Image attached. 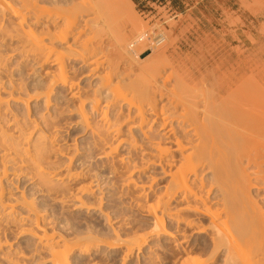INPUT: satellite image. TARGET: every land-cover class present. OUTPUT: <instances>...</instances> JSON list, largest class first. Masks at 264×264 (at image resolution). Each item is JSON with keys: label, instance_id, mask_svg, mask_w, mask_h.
<instances>
[{"label": "rangeland", "instance_id": "rangeland-1", "mask_svg": "<svg viewBox=\"0 0 264 264\" xmlns=\"http://www.w3.org/2000/svg\"><path fill=\"white\" fill-rule=\"evenodd\" d=\"M62 1L60 2L61 8L59 6L57 7V5H55L56 7L54 5L50 6L52 2H49L50 4L48 2H45V7H46V4H48L49 7L48 5L47 7L53 11L52 12L54 13L53 15L50 11L49 12L51 14H48V13L45 14L41 12L45 15L44 17H46L47 15L48 16L52 15V18L53 17L56 18L54 20H57L58 23L55 22V25L53 26L54 30L52 29L53 31L55 30L57 31L55 27L58 28V24L65 22L63 18L65 17L63 16L65 15L63 12L65 8H63L62 6L66 7L68 5L70 6L71 3L74 4L72 0H65V1L62 0ZM66 1L67 2L69 1L71 3L66 4L65 3ZM104 1L109 3L108 4L109 6L112 4L111 5L112 9H111L109 6H107V3H104L106 7L103 6V8L105 9L103 13L108 11L106 10L108 7H109L108 8L109 10L111 9V13L108 12L106 13V15L105 13L104 14L102 13V10L104 9L101 7ZM100 2H102L101 3L102 5L98 6L94 10H91V11L88 10L89 14H87L95 18L94 16L95 14L93 12H97L96 17L98 15L99 17H97L98 20L96 21L98 23L97 25H100V28H97L98 27L97 25H95L94 27L93 24H96L95 23L96 21L94 23L91 22V20L93 21V19L91 18H89V24L85 25L86 23L85 24L82 23L84 22L83 20H85L84 17L86 16L85 15L86 13L82 14L80 12L82 14L81 15L77 12L79 16L81 17L84 16V17H82L83 19H81L76 14L77 17L75 18L77 19L79 18L78 20L80 21L81 19V21L80 22L77 21L75 23L77 25L79 22L78 26L80 24L81 25L84 24L83 25L84 27L87 26L85 27L87 29H85L83 33H85L87 30L86 33L88 35L85 33L84 36L82 37L83 35L82 34L80 35L82 37V38L80 37L81 40L79 39L78 42L76 41L72 42L73 38L75 37L74 33L76 32L78 34L80 31L79 30L81 26L80 25L78 27L79 29H77L79 31L76 30L73 33V35L67 37L69 41L64 40V42H62L63 40L62 41L55 40L56 42L54 43L55 47L57 48V51L59 50L58 54H60V50H61L60 55L62 59H65L64 60L65 66L67 65L68 67V68L66 67V69L68 73L70 71V74L67 73L68 77L70 76L69 79L73 80V82L77 84L75 85L76 88L74 87V90L78 89L77 86L80 88L79 96H77L78 98L71 97V95H69L70 89L67 87H63L60 85V83H58L54 86L53 88L54 91L52 90L53 92H51L50 94L49 103H47L48 98L46 95H44L45 93L43 92L48 90V87L50 84L49 80L51 81L53 79V75L51 77L50 75L55 70L57 71L58 64L51 62V65L45 64V66L41 67L42 64L40 65L39 63L37 64V62L34 61L33 59H30L31 61L28 60L27 58H25L27 60H23V57L20 55V52L19 51L17 52V50L15 52L14 50L18 46H20V43H18V39L9 40L8 38L7 41L5 40V42L2 43L4 46L0 43L1 44L0 45V56L3 55L2 57L4 59V61L1 59L4 62V64L2 62L1 64L2 67L0 66L1 68L0 69V87H1L0 93L3 97V100L5 101V102L3 101L4 103L1 105V109H0L1 110L0 111V124H2L3 125L2 127H5L9 133L16 134L17 133L16 131L18 130L16 126H17V123H19L22 126L23 130L27 132L26 134H28V137L30 135L32 142L35 140V137L37 138L38 135H41L42 137L47 138L50 142L49 144L50 146L48 148V150L50 151L49 153H47L48 155L46 157L47 167L49 168V170L57 169L58 171H63L64 173H66L65 177L62 180H60V182L55 180L54 178H51V182L47 185H44L40 181V177L38 178V176L34 174L35 168L34 169L32 168L33 169L32 170L30 166L27 164L21 165V166L19 165L13 166V164L11 163V165L10 164L8 165L9 166L8 175L7 177H5L3 181L4 186H5V197L7 200H10V199L15 200L13 201V204L15 202H18L17 199H19V202L16 203L18 205L17 206L15 205V211L16 209L18 211L17 215L16 214L15 215L18 218H21L23 216L27 217V215L29 214H30L29 215L30 217L31 216L33 217V214L35 213V212L33 213V211L31 213L29 212L30 211L29 206H28L29 204L28 205L25 204L26 207H24L23 204L25 203V201L22 199V196H24L27 202L33 204L35 208L34 210L35 211L38 210V212H40V214H42L46 218V221H47L46 225L49 226L48 229H50L51 232L54 227L55 228L54 232L56 231L58 232V234H61V235H64V234L66 236L69 235L68 236L69 238H72V237L74 238L80 235L83 236L84 234L93 235L97 238L94 241L98 242L97 244L100 245V247L95 248L91 253L85 254V253H80L79 251L70 253L68 264H181V260H183L182 259L183 257H180L181 255H179L180 253L178 252H182L181 251L183 250L182 248L187 246V244L189 245L190 243H191L190 244L191 246H193L192 243L193 244L195 243L196 245L194 246H197L194 248L192 252L194 256L196 257L200 256L207 260H209L208 256H211L210 258H212V260L211 261L209 260L210 263L208 264H224L223 262L225 259L224 249H220L217 252L215 251L213 252L212 247H210L211 246L210 238L208 237L206 233L201 234V236L197 234L195 235L194 233H192L193 230L190 228L184 231L183 230L184 228L182 225L179 227V229L181 230H180V233L179 232L177 233L178 235H176L175 239L170 240L166 238L165 236H158L155 234L153 235V237L149 238L141 248L135 246L134 251L129 253L131 255H128V256L125 255V253L127 254L126 246L119 245L120 247L119 246L111 247L108 245L110 242H116L115 240L116 233H118L120 238H123V240L127 238L129 239L131 237H135V235L136 236H139V235L149 236V234L154 228L153 217L152 215H149L147 210L145 211L146 208L145 207L143 208L142 204L146 205V204H151V203L156 202L158 196L164 192L169 177L164 176L160 168H155V167L149 168V171L147 170L144 173H139L137 170L136 172H134L133 165L138 164V163L141 165V163L144 160H147V158L146 156L144 158L143 151H141L140 148L138 149L130 148L127 140L123 141L122 144H119V140H121L120 137H117V139H112V137H109L108 139L109 142L112 139L113 141H111L110 143L113 144L114 146L118 143L119 148L116 146L118 149L115 150V152L109 157V159H106L107 157L104 154L105 153L104 148L107 150L108 146L107 144L103 145L102 147L104 146L105 147L102 149V147L98 145L100 143L97 140V136L93 134V131H92L93 127L94 128L97 126L100 127V124L102 123L101 121L102 118L100 117L102 115L100 114V110L96 112L97 110L94 109V107H92V100L96 96H101L99 94H102V96L99 97V99L101 100L100 106L103 107V108L101 107L102 109L105 108V105H106L105 100L107 98L105 96L109 95V92H108L109 88L108 89L106 88L107 90L105 88H103L104 90L102 89L101 82L104 81L103 80L105 78L104 76H106L107 79L109 78V80H111L112 83L114 82L113 84L115 83L118 84L119 80L121 79L122 81H120L119 86H122L120 87L122 89L119 88L118 93L119 94L121 93V95L125 93L124 96H131L132 94L130 93L131 91H129V88L127 87V83H129L130 80L137 81L139 80V77H140L141 81L139 80V82H141L142 84V80L146 79V78L143 79L145 77V76L143 77L144 74L146 75L147 78L149 77L150 80L157 78L159 79V81H161L162 78H163L162 80H164L166 77V79L168 78L166 87L169 88L171 86V88H173L176 83L175 81L177 79H180L179 76L182 72V69L179 68L180 63H184L182 66L183 69L186 68L184 67V65L189 67V70H190L189 73H192V71L194 72L195 75H192L193 73L190 75L192 76L193 79H196V81L198 80L199 83L204 81L205 79L203 77L204 80H202L201 76L199 78L196 75H202V73L203 75L205 74V76L207 77V80L208 79L210 80L211 78H213L212 73H211L212 65H215V67L217 65V64H214V63H217V62H214V60L217 61L216 58H219L218 57L219 55H217L218 53L216 52L217 53L216 54L214 52L218 51L221 54L222 52L226 50V49L224 50L226 46L225 38L227 37L228 31H231L233 35L232 36L233 37V48L235 51L234 52L235 58L233 59L236 60V62L234 61L232 63L233 65L234 63H236V69L233 66L232 67L237 72V74H234L233 73L234 71H231L230 74L242 76L241 79L243 78L249 79V82H250L249 95L254 97L256 102H258L260 97L264 95V47H258V48L252 49L251 45H249V30L248 32L245 31L246 29H248L246 25L247 23L246 20L249 21V19L241 18L239 17L237 13V10L239 8L249 9V1L247 2V1H238V0H127V1L126 0H103V1L102 0H81V4H79V1L76 0V4L78 5L76 4L75 5L82 7V10H83V8L88 7L91 3L98 5L100 4ZM53 3H56V2L54 1ZM39 4L40 5L44 4V2H40ZM100 7L102 10L99 11ZM114 7L117 8L118 10L117 9L115 10ZM48 8L47 10H49ZM62 8L63 10L61 11ZM119 9H124L128 12L126 13L125 11L124 14L118 13L119 15H117L116 14L117 12L115 13V11L120 12ZM60 11L61 13L63 12L62 13L63 15H61L63 17L59 16L58 18L57 15H60L58 14V12ZM64 11H66V9ZM109 13L110 15H113L112 13H114L113 16H109L110 18L114 17L116 14L117 17L118 16L120 17L119 18L120 20L117 19V17H115V19L111 18L116 23V24L115 23L111 24V20L107 21L109 20L108 18ZM73 14L75 15V12L71 14V17H73L72 16ZM123 15H126V16H123ZM68 16H70V14ZM105 16H107V18H105ZM127 17L128 19H126ZM67 18H65V20ZM75 18L73 19L76 21ZM100 18H101V21L99 20ZM58 19L59 20L61 19V20L58 21ZM116 19L119 20V22L115 21ZM62 20L63 22H61ZM132 20L134 23L140 22L141 25L137 23L134 24ZM43 21H45V18L42 20V22ZM70 21H73V20H70ZM44 23L45 22H43V24L41 25L39 24L38 26L35 25L32 28L34 29V32L37 34V36L39 32L41 33L42 26L43 27L45 26ZM75 23L73 22V24ZM66 24H64L63 26L61 24L60 28L61 26L65 28L64 26ZM101 24L102 25L104 24V25L102 26ZM71 25L72 24H70V26ZM76 25L74 26L72 25L73 26L72 29H74ZM89 25H93V26L89 27ZM84 27H82V31ZM110 28L113 29V32ZM137 29L139 30L137 31ZM93 30L97 31L98 35L101 33L99 36L97 35L98 39L95 37L96 33H94ZM98 30L99 31L102 30L105 32H101V31L98 32ZM61 31L62 30L60 29V32ZM88 31L90 32V34L88 33ZM28 32H31V31L28 30ZM57 32L60 33L59 30ZM57 32H54V33H57ZM123 32H125L126 35ZM58 33H57V36H60ZM93 33L96 39L92 37L91 34ZM118 33L119 35L124 34V36L130 37L129 39L128 37H126L125 39L126 40L128 39V41L126 42L124 41L125 42L124 46L126 47V51L123 47L120 48L121 46H123V42H121V35L119 36ZM146 33H149L151 37H155L158 33H162L161 39L163 41L161 43H155V41H151L152 38L149 39L148 37H146L144 40H142V42L139 43L138 39L140 38V36H143V34H146ZM29 34L35 37L33 33H29ZM61 34L63 33L61 32ZM89 35L91 36V39L93 38L92 39L93 42L92 40L90 41L89 38H88V41L92 42V44L94 45L103 46L101 49H99L101 51L95 50L93 51V53H91L92 50H88V51L84 50V49H88V48H85L84 44L87 42V38L85 36L88 37ZM101 35H102V38H100ZM115 35L120 38L119 39L118 37L116 38ZM112 38L114 40H112ZM116 39L120 40V42ZM29 40L31 41L32 39H29ZM29 40L27 42L28 44H30ZM46 40L47 41L49 40V36L46 37ZM169 41H171L172 43L173 41H175V45H173ZM79 42H82V43H79ZM102 42L103 44H101ZM167 43H169V45ZM70 44L75 47L77 46V48L73 46L71 47V48H75V49H72L75 52L74 51L71 52L69 49L66 50L67 48L70 47ZM80 44L84 45V47L82 46L81 48ZM113 45L115 46L113 47ZM219 45L221 46V48L224 47L222 49L224 51H219L221 50V48H219L218 50ZM109 46L110 48H108ZM90 47H91V44H90ZM174 47L177 48V51L179 52V56L175 53V50H173L175 49ZM62 49L63 50L65 49V50L63 51ZM163 49H165V51L169 50V53L171 52V55L172 57H174V60H178V62L174 63L175 61H173V59H171L170 61L169 57H167V60L165 59V62H163L164 61L163 59L166 58V56L168 55L166 52V56L164 58L161 56L162 53L163 54L165 53ZM12 50L14 51L12 52ZM76 51L79 52V55L76 53ZM128 51L132 53L129 54ZM63 53L64 55H66L65 57L64 55H62ZM224 53L227 54L226 52ZM230 53L231 52L229 51L228 55ZM214 54L217 56H215ZM223 54L222 56L220 55L221 58L223 57ZM213 55L215 58L212 57ZM234 55L232 56L234 57ZM19 56H21L22 59ZM79 56H81L80 57L81 59H79ZM97 56H99V58H96ZM226 56L224 57L226 58ZM153 59H154V62L151 63ZM155 59L157 61H155ZM223 59L222 60L220 59V60L223 61ZM230 59L233 60L232 57H230ZM129 60H130V63H129ZM220 60H218V63L220 62ZM228 60H229V57H228ZM231 60L229 61L231 62ZM159 61L165 64L167 63L166 66L165 64L162 65L161 62H160L161 63L160 65ZM95 62H97L96 65H95ZM139 62L142 64L146 63V65H143L145 69H142L143 67L141 68L142 65L138 66ZM147 62H150V66L148 67H147ZM198 63L199 64L202 63L201 65H203L204 67L203 69L201 68L203 70L201 74L199 73L197 74V72L194 71V67L199 68ZM155 64L162 66L160 67V69L162 70L160 69L158 70L159 66L154 67L156 66ZM208 64H209V67L207 69L211 73L210 75V73L208 72V75H210L209 78L207 75V70L205 69ZM230 64H228V66ZM130 65L132 66L130 67ZM218 65L220 66V63ZM108 66H110L111 68ZM126 66L128 68H126ZM96 67L97 69H95ZM222 67L220 66V68ZM224 67L226 66L224 65ZM147 68L148 70L149 68H156V69L155 71H152V70L148 71L146 70ZM47 69L49 70L47 71ZM128 69H130V71H128ZM196 70L198 71L200 69H196ZM50 71H53V72L51 73ZM90 71H92L94 74L92 75ZM118 71H120L121 74H119ZM127 71L129 74L127 73ZM141 71H143V73ZM218 71L217 72L215 71V72L218 73ZM46 72L47 73L50 72L49 73L50 75L47 74ZM107 72H110L109 74L111 75L108 76L109 74ZM122 72L124 73V75L125 74L126 75L122 76ZM148 72L152 74L150 75ZM223 72H222V77H221L222 79L224 77L223 75H225V73L223 74ZM117 73L119 74V76H122L123 79L119 77ZM189 73L187 72L186 75ZM216 73L213 74L214 78L216 77L215 80L217 79V75L215 76ZM219 73L221 74V72ZM103 74L104 76L102 78ZM138 74H141V76L139 75V77L137 78ZM183 74L184 72L182 73V75ZM231 75H228V76H231ZM184 76L185 74L183 75V77ZM169 78H170V81H169ZM225 78L227 79L228 77H225ZM238 79H240V77ZM150 80H148V82ZM211 80H214V79H211ZM10 82L11 84L15 82L14 83L15 85L17 83L16 86L18 87L20 85V87L19 88L16 87V89L17 88L21 89L20 91H21V94L23 93L22 94L23 98L25 97V99L27 100L29 99L28 100L29 102L26 103L18 99L15 100V98L14 99L12 98L15 96H10L9 91L14 85V84L11 85ZM144 83L145 81H143V84ZM161 84H162V81H161ZM99 88L101 89L102 92L99 90ZM198 88L199 86L196 89ZM201 88L203 89V87ZM202 89L196 90V91L197 92L199 91L198 93H200L204 91ZM211 89L212 90L206 89L208 91L206 90L205 91L209 93V91L214 90L213 87H211ZM17 90H15L16 92L14 95H16L17 92H20L19 90L18 91ZM41 93L44 96H42ZM16 96L18 97V95ZM81 100L85 101L84 108L86 109V112H87L86 114H88L87 116L89 119V123L92 125V126L90 125V127H88L86 123L83 122L84 120H82V117L80 116V110L78 106L80 105ZM253 101L254 100L249 97V105L252 108V109L249 108L251 109L249 111L250 113L251 112L254 113L253 111H255L253 116H256L255 114L260 109V106L256 105L255 103H252ZM123 103L124 102H122L121 104L124 106V108H126V106ZM108 111L109 113L107 112L108 113L107 117L109 118L111 117L112 119L115 113L112 109H109ZM251 118H254V117H250L249 119ZM125 127L123 125L122 130H124L125 132H122L123 136L121 137L124 138L126 136L127 137L129 136L130 138H132V136H130L132 134H130L131 132L129 131V128L127 127L128 129L127 128L125 129ZM132 131L133 132L136 131L135 132L136 134L133 132L132 133L135 135V137H137V139L139 138V142L142 143L137 127L133 128ZM262 140H264V138ZM97 141L98 143H96ZM129 142H130V139H129ZM261 147L262 146L258 148V151L261 150L260 152H263L262 151L263 148ZM107 151H109V149ZM119 158H122L124 160H121V159L119 160ZM122 161H124V163L126 162L127 164L128 162L130 163L129 164L131 166L130 170L128 168L127 169L131 171V173H129V171L126 172V167L124 166L126 165V163L123 164ZM204 170L205 171L202 172V176L205 177V179H207L208 181H210L211 176H212V171H209L208 169L206 170V168ZM71 173L72 174L82 173V174H79L80 175L79 177L69 178L70 176L68 174H71ZM126 174L127 175L131 174L132 178L136 179V181L140 185L142 184L145 185L146 187L145 189H147L145 191V194L146 193L147 194L144 196L145 198L144 197L142 198V201L141 200L139 201L138 199L139 193L136 192V189L134 190V188L127 187L126 185L127 175ZM52 185H55L54 187L56 188H53V187H52L53 189L49 188ZM85 185L92 187L90 192L81 190V188L83 189ZM47 189H50L51 191H48ZM79 190L81 193L79 192ZM214 190L215 189H213L209 194V197L212 199L213 203L217 200V196L219 194L216 192V190L215 191ZM263 193L264 191H261L262 195ZM254 194L256 195V192ZM261 194L259 198L256 197L257 200H259L260 202H261ZM81 198L87 205H83V207L79 206L80 205L79 200ZM137 201L140 202L141 205H138ZM3 218H4V222H3ZM3 218L0 217V220H2L0 221V226H1L0 230L1 231L3 230L2 232H0V236L3 237V238L0 237V240L3 242V244L5 243L4 244L5 246L3 245V249L2 247L0 248V256L3 257V255L5 256V255L12 254V253H13V255H11L12 257L14 256L17 257L18 255L19 257L21 256L20 258L22 259V261L18 260V262L19 261L21 262L15 263V264H52L53 263V259L50 255V252L45 248L42 249V247L39 246L40 244L38 245L36 238L31 233L21 230L22 226H27V227L30 226L29 224H31V222L30 223L28 222L30 221L29 219H26L25 220L26 222H23V225H20V224H17L18 222H10L8 220L5 221L6 218L4 216ZM201 221H203L204 224L206 223V220L204 221V219H201ZM2 223L3 225L7 227H4ZM166 225H167L166 226L167 230L171 232H175L176 228H178L176 226L177 224L174 221L169 220L168 218L166 219ZM179 242L180 243L182 242V243L180 244ZM208 243H210L209 246H207ZM9 251L10 253H8ZM4 252H7V253L4 254ZM14 252H17V253L14 255ZM3 259L0 260V264H14V263L9 262L6 259L5 260Z\"/></svg>", "mask_w": 264, "mask_h": 264}, {"label": "bare ground", "instance_id": "bare-ground-1", "mask_svg": "<svg viewBox=\"0 0 264 264\" xmlns=\"http://www.w3.org/2000/svg\"><path fill=\"white\" fill-rule=\"evenodd\" d=\"M54 1L56 3H53ZM54 1L52 0H0V43L2 44L3 42H5V40L7 41L8 38L9 40L18 39V43H20V46L18 47L16 46L17 48L15 47L16 49L14 50L15 52L16 50L17 52L18 51L20 52V55L23 57V60L33 59L34 61L37 62V64L38 63L39 65L42 64L41 67L45 66V64L51 65V62L58 64L57 71L56 70L54 72L50 71L51 73L53 72L51 75L49 74L50 72L48 73L46 72L47 74L50 75V77L53 75V79L51 81L49 80L50 84H49L48 90L43 92L45 93L44 95H46L48 98L47 103H49V97H50L51 92L54 91L53 90L54 86L58 83H60L61 86L67 87L70 89L69 95H71V97L76 98L77 96H79V93H80L79 91L80 88L78 86H77L78 89L74 90V87L77 84L73 82V80L69 79L70 76L68 77V74H70V71L68 73L66 69L67 65L65 66V62H64L65 59H62L60 55L61 50H60V54H58L59 50L57 51V48L54 45V43L56 42L55 40H60V41L63 40L62 42H64V40H68L67 38L68 36L73 35V33L77 29H79L78 27L81 24L79 26L78 24L81 21V19H83L82 17H84V16L82 17L79 16V14L81 13L82 14L86 13L85 15L87 16V17L85 16L87 19L84 17L85 20H83L84 22L82 23L84 24L86 23L85 25L89 24V18L93 19V21L91 20V22L94 23L96 20H98L97 17H99V15L96 17L97 12H93L95 14L94 15L96 18L95 19L93 16L87 15L89 14L88 12L91 10H94L95 8H97L98 6L102 4H103L101 6L102 8L103 6L106 7L104 3H107L105 1L103 3L100 2V4L98 5L91 3L88 7H85L82 10V7L76 6L78 5L76 4V0L75 1L72 0L74 4H72L69 1L68 2L66 1L65 2L66 4L71 3L70 4L71 7L69 5L66 6L67 8L65 6H62L63 8L66 9V11H64L65 9L63 10V8L61 9V11L63 10L65 15H63L62 14L63 12L61 13L60 11L58 12V14L60 15H57V16L58 18L61 15L65 16V17L61 16L64 18V21H65L63 22L62 20L61 22H63L64 24L66 23L68 24L64 26L65 28L62 27L64 25L63 23L58 24V28L55 27V29H57V31L59 30V32H60V29L62 30L61 32L63 34H61V32L58 33L56 30L53 31L54 30L53 26L55 25V22L56 23L58 22L57 20H54L56 18L54 17L52 18V15L54 13H52L53 11L48 8L49 5L46 4V7L48 5L47 8L49 10H47V8L45 7V2H48V3L52 2L51 4L49 3L50 6L57 5V7L59 6L61 8L60 2L62 0L61 1L59 0L60 2L58 0H54ZM57 1L60 4H58ZM77 1H79V4H81V0H77ZM40 2H44V4L40 5L39 4ZM108 4L109 3H107V6H109ZM38 5L42 8H40ZM111 5L109 6L110 8H111ZM72 6L73 7L75 6V7L73 8ZM101 7L99 11L102 10ZM108 8L106 9L108 11L104 12L105 15L108 12L111 13L112 8L110 10ZM116 9L117 8H115V10ZM119 10L120 12L115 11V13L117 12L116 13L117 15H119L118 13L124 14L126 11L124 9H119ZM49 11L52 13V15L50 16L47 15L46 17H44L45 15L43 13L51 14ZM103 11H105V9L102 10V13ZM74 12H75V15L73 14L72 15L73 17H71V14ZM77 12L79 14H77ZM127 12L128 11H126V13ZM110 13L108 14L109 20L107 21L111 20V24H112L115 22L111 18L115 19L117 15L115 14L114 17L110 18L109 16L114 15V13H112L113 15H110ZM69 14L70 16H68ZM76 14L78 15L79 18H81L80 21L78 20L79 18L78 19L75 18L77 17ZM123 16H126V15H123ZM44 18H45V21L43 22H45L44 23L45 26L44 27L42 26V31L41 33L39 32L40 34L37 32L38 33V36H37V34L34 32V29L32 28L35 25L38 26ZM65 18L67 19L65 20ZM73 18H75L76 21ZM105 18H107V16H105ZM119 18L120 17L118 16L117 19ZM117 19L115 21L119 22L120 19L119 20ZM126 19H128V17ZM60 20L58 19V21ZM70 20H73V21H70ZM99 20L101 21V18ZM77 21L79 22L76 25L75 22ZM43 22L41 24H43ZM73 22L75 24H73ZM69 23L72 24L73 26L76 25L77 26V27L75 26L76 29L75 27L74 29H72L73 26L71 25L72 26L71 27ZM95 23L96 24H93L94 27L95 25L98 24L97 21ZM136 23L137 22H135L134 24ZM61 24L62 26L60 28ZM137 24H140V22H138ZM83 25L80 26V29H79L80 31L77 30L79 31L78 34L76 32H75L76 34L74 33L75 37L73 38L72 42H75V41L78 42L81 37L80 35L83 34L82 35L83 37L84 34L87 32L86 30V32L83 33L84 30L87 29L85 28L87 26L84 27ZM93 25H89V27ZM97 26H98L97 28H100V25H97ZM82 27H84L83 31H82ZM28 30L31 32H28ZM111 30L113 32V29ZM138 30L139 29H137V31ZM100 31L105 32L102 30ZM100 31L98 30V32ZM54 32H57L60 36H57V33H54ZM29 33H33L35 37L31 36V34ZM88 33L90 34L89 31ZM94 33H96L95 34L96 36L94 35ZM94 33L91 34L92 37L93 38L96 37L98 39V36L101 33L99 35L97 31H94ZM159 34L160 33H158L155 37H151L149 33L143 34V36H140V38L138 39V42L140 43L142 42V40L148 37L149 39L152 38L151 41H155V43H161L163 40L161 39L162 36ZM26 36L32 40L30 41ZM48 36H49V40L47 41L46 37ZM89 36L88 37L85 36L87 38L88 43L93 39V38L91 39V36L90 37ZM122 36H124V34L121 35V42H123V46H121L120 48L123 47L126 51V47L124 45H125V42L128 41L130 37L128 36L122 37ZM117 37L118 36H116V38ZM126 37H128L127 40L125 39ZM88 38L90 39V41H88ZM100 38H102V35ZM119 38L120 37H118V39ZM26 39L30 41V44L27 43L28 40ZM112 40L114 39L112 38ZM118 41L120 42V40ZM87 42L84 45H85V48H88V49H84V50L85 51L92 50L91 53H93V51L95 50L98 51L99 49L103 47L102 45L98 46V45L92 44L93 40L89 44ZM79 43H82V42H79ZM90 44H91V47H90ZM101 44H103V42ZM167 44L169 45V43ZM172 44L175 45V41H173ZM73 45L70 44V47L67 46L69 48L66 47L67 48L66 50L69 49L71 52L74 51L72 49L77 48V46L75 47ZM84 45L80 44L81 48L82 46L84 47ZM72 46L75 48H71ZM114 46L115 45H113V47ZM108 48H110V46ZM219 48H221L220 45L218 47V50ZM223 48H221V50L219 51H224L226 49L224 52H226L227 54H225L224 52L220 54V52L218 51L214 52V53L217 52L218 54L217 53L216 54L219 55L218 56L219 58H216L217 61L214 60V62H217V63L213 62L214 64H217L216 65L217 68L215 67V65H212V64H211L212 68L210 66V68L214 71L213 72L210 69L212 76H213V78L211 77L210 78L214 80H211V79L207 80V77L205 76V74L203 75L202 69L204 67L203 65H201L202 63L200 64L198 63L199 68L194 67V71H196L197 74L202 73V75H196V76H198L199 78L201 76L202 80L205 79L204 81L200 83L198 80L196 81V79H193L192 76L190 75L192 73H193L192 75H195L194 72L192 71V73H189L190 71L189 67L184 65V67H186L185 68L186 70H185L182 67L184 63H180V65L179 64L178 65L180 66L179 68L182 69V72L180 74L181 77L179 76L180 79H177L176 81L174 80L176 83L173 88H171L170 85H169L170 86L169 88L166 87L168 78L166 79L165 77L164 80H162L163 79L162 78L161 79L162 84H161V81H159V79L156 78V79L150 80L149 77L147 78L145 74L143 75V77L145 76L143 79L145 78L146 79L142 80V84H141V82H139V80L141 79L139 75L141 76V74H138L137 78L139 77V80L137 81L130 80V82L127 83V87L129 88V91H131L130 93H132L131 96H124L125 93L122 95L121 93L120 94L118 93L119 88L122 87V86H119L120 81H122L121 79L119 80L118 84L117 83L113 84L114 82L112 83V81L109 80V78L107 79L106 76H104V74L102 75V78L103 76L106 78V79L104 78L103 79L104 81L101 82L102 89L109 88L108 89L109 95L105 96L107 98L105 100L106 105L104 104L105 105L104 109H102L103 107L100 106L101 100L99 99V97H101L102 94H99L101 96H96L95 98H93L92 107H94V109L97 110L96 112L100 110V114L102 115L100 116L102 118L101 120L102 123L100 124V127L97 126L99 128L97 127H95L96 129L94 127L93 128L91 127V128H92L93 134L97 136V140L100 143L98 145L102 147L103 145L107 144V146L109 147L108 148L106 146L107 150L109 149V151H107L104 148L105 146L102 147V149L104 148L105 153L104 151L103 153L106 155L107 157L106 159H109V157L115 152V150L119 148L118 146L119 144H122L123 141L127 140L130 148H133V149L140 148L141 151H143L144 158L145 156L147 158V160H144L141 163V165L139 163H138L139 165L138 164L133 165L134 172H136L137 170L139 173H144L147 170L149 171V168L155 167V168H160L164 176L169 177L164 192L158 196L156 202L151 203V204H146V205L142 204L143 208L144 207L146 208L145 211L147 210L149 215H152L153 217L154 228L149 234V236L148 235L147 236L146 235L145 236L135 235V237H131L129 239L127 238L123 240V238H120L119 234L116 233V238H115L116 242H110L108 244L111 247H116L119 245L126 246L127 254L125 253V255L127 256L131 255L129 253L134 251L135 246L141 248L146 243V241L149 238L153 237V235L155 234L158 236H165L166 238L170 240L175 239L176 235H178L177 233L178 232L180 233L181 229H179V227L182 225L184 228L183 229L184 231L190 228L193 230L192 233H194L195 235L197 234L201 236V234L206 233L208 237L210 238V242H211L210 247H212L213 252L214 251L217 252L220 249H224L225 250L224 251L225 259L223 261L224 264H264V193L263 195L261 194V191H264V140H262L264 138V95L260 97L258 102H256L254 97L249 95V85H250L249 79H246V78L241 79L242 76L234 75V74H237V72L234 70V68L236 69V63H234V65L232 63L234 61L236 62V60L233 59L235 58L234 52L232 53V51L229 50L228 46L227 48L225 47L224 50H222ZM14 50H12V52ZM163 50L165 52L164 54L162 53L163 51L161 52L162 53L161 56L163 58L166 56V52L168 54L166 58L163 59L164 60L163 62H165V59L167 60V57L170 58L169 59L170 61L171 59H173V61H175L174 63L178 62V60H174V57H172L171 52L169 53V50H166V51L165 49ZM173 50H175V53L179 56V52L177 51V48ZM77 51L76 53L79 55V52ZM229 51L232 54L230 53L228 55ZM128 53L131 54L132 52L128 51ZM222 54H223V57L221 58ZM62 55H64V53ZM214 55L212 56L213 58H215ZM232 55H234V57ZM2 56L3 55L0 56L1 57L0 58L1 67H2L1 65L2 62L4 61ZM65 56L66 55H64V57ZM224 56H226V58ZM80 57L81 56H79V59H81ZM228 57H229V60H231L230 57H232L233 60H231L230 62L228 60ZM96 58H99V56H97ZM220 59L221 60L223 59V61H221ZM218 60H220L219 63L221 67L222 65L223 67L224 65L226 67L220 68V66L218 65L219 64ZM155 61L157 60L155 59ZM224 61L225 62L227 61V62L225 63ZM153 62H154V59L153 61H151V63ZM160 62L161 61H159V64L161 65L162 62L161 63ZM129 63H130V60H129ZM227 63L228 64L231 63L232 65L230 64L231 66L230 65L228 66ZM96 64L97 62H95V65ZM164 64L165 63H162V65ZM143 65H146V63L142 64L139 62L138 64V66H141V68L143 67ZM155 65L156 66L154 67L159 66L158 70L160 69V67H162L158 64H155ZM131 66L132 65H130V67ZM148 66H150V62H147V67ZM208 67H209V64L205 68L207 70V75H208V72L210 73V71H208L207 69ZM126 68L128 67L126 66ZM95 69H97V67ZM142 69H145V67H143ZM155 69L156 68H149V70H152V71H155ZM196 69H200V70L197 71ZM48 70L49 69H47V71ZM146 70H148V68ZM128 71H130V69H128ZM215 71L216 72L218 71V73L221 72V74L220 73L218 74ZM231 71H234L233 72L234 74L232 73L233 75L230 74ZM90 72L92 75L94 74L92 71ZM110 72H107V73L109 74ZM118 72L119 74H121L120 71ZM141 72L143 73V71ZM183 72L185 74L184 77L186 79L183 77L184 74L182 75ZM187 72L189 73L187 75H189L190 77L186 75ZM222 72L223 74L225 73V75H227V76L223 75L224 76L223 79L221 78ZM214 73H216L215 76L217 75L216 80H215L216 77L214 78V75H213ZM149 74L151 75L152 73H149ZM110 75L111 74H109L108 76ZM125 75L122 72V76H125ZM210 75H208V78ZM228 75H231V76H228ZM122 76H119V77L122 78ZM225 77H228V78L226 79ZM234 77L237 79H235ZM239 77L240 79H238ZM147 79L150 81L148 82ZM143 81H145L144 84H143ZM169 81H170V78H169ZM14 83L15 82L11 84L10 82L11 85H13ZM16 85L14 84L12 88L10 86L11 88V90L9 91L10 96H15V97H12L13 99L15 98V100L16 99L22 100L23 102H26V103L29 102L28 101L29 99L27 100L25 99V97L23 98V95H22L23 93L21 94V91H20L21 89H18L20 85L19 87ZM198 86L199 88L196 89ZM16 87H18L17 89L20 91V92H17L18 94L16 93L18 97L14 95L16 92L15 90H17ZM201 87H203V89ZM211 87L214 88L213 90L214 92L213 91H209V93L206 92L208 91L206 89L212 90ZM201 89L204 91L200 93H198L199 91L198 92L196 91V90H201ZM99 90L101 91L100 88ZM0 92H1V87H0ZM44 95L42 94V96ZM249 97L254 100L252 103H255L256 105L260 106V109L255 114L256 116H253L255 111H253L254 113L252 112L250 113L249 111L252 109L251 106L249 105ZM3 101H4L3 97L0 93V109H1V105L5 102ZM122 102H124L123 104L126 106V108H124V106L121 104ZM84 103L85 101L81 100V103L78 106L80 110V116L82 117V120H84L83 122L86 123L88 127H90L91 124L89 123V119L87 116L88 114H86L87 112H86V109L84 108ZM109 109H112L115 113L112 119L111 117L110 118L107 117L108 116L107 114L109 113L108 111ZM249 115L250 117H254V118L249 119L250 118ZM123 125L124 127L127 125L125 129L127 127L129 128V131L131 132L130 134H132L130 136H132V138H130L129 136H128L129 138L127 136H126L127 138L121 137L123 136L122 132H125L124 130H122ZM2 126L3 125L0 124V168H1L0 169L1 170L0 171V217L3 218L4 216L6 218L5 221L8 220L10 222H18L17 224H20V225H23V222H26L25 220L29 219L30 221L28 220L27 221L29 223L31 222V224H29L30 226L28 227L22 226L21 230L31 233L36 238L38 245L40 244L39 246H41L42 249L45 248L50 252V255L53 259L52 264H68L70 253L79 251L80 253L86 254V253H91L95 248L100 247V245L97 244L98 242L94 241L97 238L93 235L84 234L83 236L80 235L74 238L73 237L69 238L68 237L69 235L66 236L65 234L61 235V234H58V232L56 231L54 232V229H55L54 227L51 232V230L48 229L49 226L46 225V222H47L46 218L42 214H40V212H38L37 209H36L37 211H35L33 204L27 202L24 196H22V199L25 201V203L22 202L24 203L23 204L24 207H26V205L29 204L28 206H29L30 211L29 210L28 211L30 213L32 211L33 213L34 212L35 213L34 214L32 213L33 217L32 216L30 217L29 216L30 214L27 215V217L23 216L21 218H18L16 216L18 211L17 209L15 211V205L16 206L18 205L16 203L19 202V199H17L18 202H15L13 204V201L15 200H11V199L7 200L5 197V186H4L3 181L5 177H7L8 175V170H9L8 165L9 164L11 165L12 163L13 166L14 165L21 166V165L27 164L30 166L31 169L35 168L34 169L35 172L33 171L34 174L38 176V178L40 177V181L44 185L49 184L51 182V178H54L55 180L60 182V180H62L65 177L66 173H64L63 171H58L57 169L49 170V168L47 167L46 157L48 155L47 153H49L50 151L48 150L50 146L49 145L50 142L47 138L42 137L41 135H38L37 138L35 137V140L32 142L30 135H29L30 137L29 138L28 134H26L27 132L23 130L22 126L19 123H17V126H16L18 129L16 131L17 132L16 134L9 133L8 130ZM135 127H137L138 129V133L141 137L142 143H140L139 138L137 139V137H135V135L133 134L136 132V131L134 132L132 131L133 128ZM109 137H112V139H117V137H120L121 140H119V144L117 143L114 146L113 144L110 143L111 141H113L112 139L109 142L108 140ZM129 139H130V142H129ZM98 141L96 143H98ZM258 146L259 147L262 146L261 148H263L262 150L263 152H260L261 150L258 151V148H259ZM120 159L124 160L122 158H119V160ZM122 163L125 164L126 162L124 163V161H122ZM129 164L130 163L128 162V164L126 163L127 166L124 165L126 167V172L130 170L131 166ZM205 168L206 170L208 169L209 171H212V176H211L210 181H208L207 179H205V177L202 176V172L205 171L204 170ZM129 173H131V171H129ZM79 174H82V173H79ZM79 174L71 173L68 175L70 176L69 178L71 177L74 178V177H79L80 176ZM127 176H126L127 180L124 179L126 180L127 187L134 188V190L136 189V192L139 193L138 199L139 201L140 200L142 201V198L147 194V193L145 194V191L147 190L145 189L146 188L145 185L144 184L140 185L136 181V179L132 178L131 174ZM54 186L55 185H52L49 188L51 189L56 188ZM91 188H92L91 186L85 185L83 189L81 188V190L90 192ZM213 189H215L216 192L219 193L217 196V200L214 203L212 202V199L209 197V194ZM47 190L51 191L50 189H47ZM255 192H256V195L254 194ZM260 194H261V202L257 200L256 198V197L259 198ZM81 200L82 198L79 200L80 201L79 206L83 207V205H87L83 200L82 201ZM137 203L138 205H141L140 202L137 201ZM167 218L169 220L174 221L177 224L176 226L178 228H176L175 232H171L167 230L166 228ZM201 219H204V221L206 220V223L204 224V222L201 221ZM3 222H4V218H3ZM3 226L7 227L5 225ZM2 231L0 230V232ZM4 244L0 240V248L2 247L3 249ZM190 244L189 245L187 244V246L183 247L182 248L183 250H181L182 252H178L180 253L179 255H181L180 257H183L182 258L183 260H181V264L182 263L183 264H208L210 263L209 260L210 261L212 260V258H210L211 256H208L209 260L204 259L200 256L199 257L194 256L192 252L194 248L197 246H194L196 245L195 243L194 244L192 243L193 246H191ZM209 245L210 243H208L207 246ZM6 253L7 252H4V254ZM8 253H10V251ZM16 253L17 252H14V255ZM11 255H13V253L9 255H5V256L3 255V257L0 256V258L1 259L4 258L3 260L6 259L9 262L14 263V264L22 261V259L20 258L21 256L19 257L18 254H17L18 256L16 255L17 257L15 256L12 257ZM18 260H21V261L18 262Z\"/></svg>", "mask_w": 264, "mask_h": 264}, {"label": "crops", "instance_id": "crops-1", "mask_svg": "<svg viewBox=\"0 0 264 264\" xmlns=\"http://www.w3.org/2000/svg\"><path fill=\"white\" fill-rule=\"evenodd\" d=\"M238 1H249V9L239 8L237 13L239 17L249 19L246 20L247 28L249 30V45L252 49L258 47H264V0H238ZM159 35H162L160 33ZM231 31H228L227 37L225 38L226 48L234 51L233 48V37Z\"/></svg>", "mask_w": 264, "mask_h": 264}]
</instances>
